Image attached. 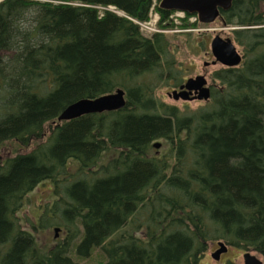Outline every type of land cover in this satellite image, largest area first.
<instances>
[{"label":"trees","instance_id":"trees-1","mask_svg":"<svg viewBox=\"0 0 264 264\" xmlns=\"http://www.w3.org/2000/svg\"><path fill=\"white\" fill-rule=\"evenodd\" d=\"M152 2L0 0V147L28 145L55 122L32 150L0 161V264H80L93 251L104 259L92 264H199L218 241L264 262V0L220 11L246 53L213 72L219 84L190 111L159 103L157 82H137L166 47L132 20H147ZM116 88L123 108L57 121ZM157 140L166 151L147 154ZM70 162L82 176L66 174ZM45 180L65 233L40 252L15 211Z\"/></svg>","mask_w":264,"mask_h":264},{"label":"rangeland","instance_id":"rangeland-1","mask_svg":"<svg viewBox=\"0 0 264 264\" xmlns=\"http://www.w3.org/2000/svg\"><path fill=\"white\" fill-rule=\"evenodd\" d=\"M158 4L156 0H153L151 4L153 9L150 14H148L147 20L138 21L132 19L133 22L138 25L139 31L143 36L151 37L154 34L151 33V31L156 29L158 32L164 34L166 40L164 54L162 60L157 65V70L152 73L140 75L137 78V82H144L145 84H155L157 82L156 86L153 88V94L159 103L175 106L181 110H194L203 106L206 101L196 100L187 102L181 99L175 101L172 97L168 96V94L172 91V87L175 83L193 76L196 73L204 74L209 82L212 81L219 84L218 81L212 78V74L222 66L203 65L205 61L210 62L214 59L210 51L212 38L216 35L224 39L229 38L238 52L243 55L246 52L244 51V47L234 40L232 30L236 27L225 25L219 17L208 24L199 23L194 17H189L178 12L172 16L161 18L160 11L157 7ZM108 8L116 11L112 7ZM156 16L159 18H156ZM137 22H140L141 26ZM167 24H172V26L167 28L165 27ZM54 124L55 122L47 123L44 126L43 135L40 138L32 139L28 145H22L17 141L5 142L3 146L0 147V161L16 154L26 153L32 150L36 145L46 139ZM157 141L162 144V146L159 148H152L150 150L151 153L149 152L147 154L157 156L159 152L166 151L167 146L163 144L162 140ZM112 155L113 151L104 153L101 162L104 163V161L111 158ZM90 169L91 168H89V170ZM79 170L80 165L78 163L70 162L66 169V174L71 178L79 177L82 175ZM76 173H78V175ZM52 186L53 183L49 180L42 181L35 185L34 188L23 197L21 205L15 211V218L19 222L20 227L33 234L40 252H46V249L54 246L63 238L65 233V223L57 221L55 217L59 215L58 212H52L51 208H49L57 197ZM55 229H57V232H55ZM216 248V242L209 244L199 264H243V253L246 250L228 246L227 251L221 254L220 259L215 260L211 257V253ZM248 251L262 258L255 251ZM93 252L87 258H79L77 256L78 262L80 264H92L104 259L98 251Z\"/></svg>","mask_w":264,"mask_h":264},{"label":"water","instance_id":"water-1","mask_svg":"<svg viewBox=\"0 0 264 264\" xmlns=\"http://www.w3.org/2000/svg\"><path fill=\"white\" fill-rule=\"evenodd\" d=\"M232 0H160L159 8L165 11H183L196 15L199 22L207 24L213 22L219 15V11H226L230 8ZM211 54L214 63L227 67H234L240 64L242 56L236 50L229 38L214 36L210 43ZM192 90L195 95H191ZM174 100H207L210 96V89L206 85L203 75L188 78L179 90L174 89L168 94ZM126 103L125 91L116 88L113 92L105 93L94 98H81L67 105L58 115V120H70L82 115L114 111L124 107ZM153 147L159 148L160 143L155 142ZM57 229H55V232ZM218 248L211 253V257L219 260L220 255L227 251V246L217 242ZM243 264H264L263 260L252 254L250 251L243 253Z\"/></svg>","mask_w":264,"mask_h":264},{"label":"flooded vegetation","instance_id":"flooded-vegetation-1","mask_svg":"<svg viewBox=\"0 0 264 264\" xmlns=\"http://www.w3.org/2000/svg\"><path fill=\"white\" fill-rule=\"evenodd\" d=\"M240 53V52H239ZM242 56H243V54L242 53H240ZM214 60L212 59L210 62H208V61H205L204 63H203V65L204 66H209V65H212V66H215V65H220V66H222L221 68H231V67H227V66H223L222 64H220V63H218V62H213ZM220 69V68H219ZM218 70V69H217ZM196 75H203L205 78H206V76L204 75V74H199V73H196L195 75H193V76H196ZM193 76H190V77H193ZM186 79L187 78H185V79H182V80H180L179 82H177V83H175L174 84V86L172 87V90L173 89H177V90H179L180 89V86L186 81ZM206 81H207V86L209 87V89L211 90V88L213 87V86H216V84L214 83V82H212V81H210L209 82V80L206 78ZM192 95H194V91L192 90ZM176 101H178V100H176ZM189 101H196V100H189ZM189 101H187V102H189Z\"/></svg>","mask_w":264,"mask_h":264},{"label":"bare ground","instance_id":"bare-ground-1","mask_svg":"<svg viewBox=\"0 0 264 264\" xmlns=\"http://www.w3.org/2000/svg\"><path fill=\"white\" fill-rule=\"evenodd\" d=\"M115 14H117V15H119V16H122L121 14H123V13H120V11L119 10H116L115 11ZM151 33H158V31L155 29V30H153V31H151ZM202 101H204V100H202ZM106 112H109V111H106ZM96 114H99V113H96ZM57 121H63V120H58L57 119ZM93 167H95V165H93ZM91 170V176L94 178H97L96 176H98V171L96 170V169H94V170H92V169H90ZM88 173L85 175V176H90ZM82 176V175H81Z\"/></svg>","mask_w":264,"mask_h":264},{"label":"built area","instance_id":"built-area-1","mask_svg":"<svg viewBox=\"0 0 264 264\" xmlns=\"http://www.w3.org/2000/svg\"><path fill=\"white\" fill-rule=\"evenodd\" d=\"M139 25L141 24L140 22H137ZM141 26V25H140ZM143 26H144V24H143Z\"/></svg>","mask_w":264,"mask_h":264}]
</instances>
